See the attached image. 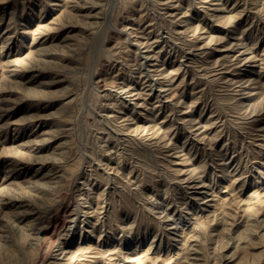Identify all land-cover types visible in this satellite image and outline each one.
<instances>
[{"label":"rangeland","instance_id":"1","mask_svg":"<svg viewBox=\"0 0 264 264\" xmlns=\"http://www.w3.org/2000/svg\"><path fill=\"white\" fill-rule=\"evenodd\" d=\"M0 264H264V0H0Z\"/></svg>","mask_w":264,"mask_h":264},{"label":"bare ground","instance_id":"2","mask_svg":"<svg viewBox=\"0 0 264 264\" xmlns=\"http://www.w3.org/2000/svg\"><path fill=\"white\" fill-rule=\"evenodd\" d=\"M184 54H185V53H184ZM158 79H159V78H158ZM160 85H161V84H160ZM159 88H160V87H159ZM35 219H36V218H35ZM173 220H174V219H173ZM174 222H175V221H174ZM180 222H182V220H181ZM171 223H173V222H170V224H171ZM167 224H168V223H167ZM68 227H70V226H68ZM70 229H71V228H70ZM175 230H176V229H175ZM89 231H90V230H89ZM91 232H92V231H91ZM91 232H90V233H91ZM173 235H174V234H173ZM175 235H176V234H175ZM171 236H172V235H171ZM172 237H173V236H172ZM172 237H171V238H172Z\"/></svg>","mask_w":264,"mask_h":264}]
</instances>
